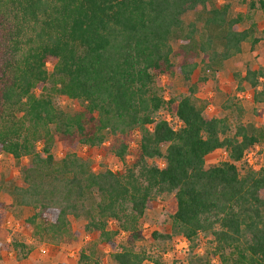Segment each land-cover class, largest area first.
<instances>
[{
	"label": "trees",
	"instance_id": "16d2710c",
	"mask_svg": "<svg viewBox=\"0 0 264 264\" xmlns=\"http://www.w3.org/2000/svg\"><path fill=\"white\" fill-rule=\"evenodd\" d=\"M192 11L195 19L186 21ZM247 17L220 0H0V152L30 157L10 194L15 205L34 209L25 221L33 234L58 241L71 235V216L84 218V229L110 246L116 264H143L148 255L133 248L141 219L156 194H167L171 233L154 236L186 237L187 264H264V167L239 164L264 139V127H232L226 117L207 115L195 95L243 42L258 41L255 22L241 28ZM166 74L191 81L189 94L167 99ZM262 79L264 67L239 79L256 102L264 100ZM55 94L79 108L62 109ZM224 106L242 111L231 100ZM162 109L181 126L174 128ZM137 129L135 157L122 172L96 170L77 152L110 142L106 147L125 161ZM218 149L228 159L207 165ZM155 158L164 165L151 163ZM121 232L132 244L118 243ZM201 233L212 252L197 251ZM2 246L20 259L32 250L17 240ZM75 264L101 262L95 249H83Z\"/></svg>",
	"mask_w": 264,
	"mask_h": 264
},
{
	"label": "rangeland",
	"instance_id": "374dc122",
	"mask_svg": "<svg viewBox=\"0 0 264 264\" xmlns=\"http://www.w3.org/2000/svg\"><path fill=\"white\" fill-rule=\"evenodd\" d=\"M251 1L256 2L255 7H250ZM220 2L229 3L232 13L249 14L246 21L241 24V28L249 27L251 23L255 22L257 24L255 37L258 41L254 45L251 41L243 42L242 51L226 61L217 77L200 85L195 95L207 104V115L226 117L232 127L238 123L264 127V100L256 102L253 99V91L249 83L239 82L240 77H244L248 69L264 67V9L260 7L258 0H220ZM193 19H195L193 11L185 15L186 21ZM178 43L174 44L176 49ZM48 69H52L51 63L48 64ZM199 71L198 69L194 72L192 82L198 81ZM162 81L163 94L167 99L189 94L191 81L186 82L179 74H166L162 77ZM263 81L264 79H262ZM263 86L264 84H261L259 89H263ZM40 92L41 90L38 89L37 93ZM55 100L66 111L76 110L80 106V102L77 100L59 94H55ZM229 100L240 105L242 111L240 112L236 106L226 108L224 104ZM160 114L174 128L177 129L181 126L182 122L172 112L162 109ZM150 127L153 128L152 125ZM140 134L138 129L133 132L125 161L120 160L106 147L110 145V142H105L104 146L99 147L79 145L77 152L83 157L90 158L96 170L109 168L122 172L135 157ZM41 147L42 143L39 142L38 148ZM252 150L253 160H256L255 167L251 166L244 158L242 162H239L242 169L246 167L245 165L255 169L264 167V139ZM53 153L58 158L63 155L62 143L59 142L54 146ZM226 159H228V152L225 149H218L207 155L206 163L211 165ZM29 161L30 157L28 156L16 159L11 154L0 152V185L2 186L0 193V242L2 245H6L17 240L32 247L27 256L20 259L14 249L2 246L0 248V264H57L60 262L75 264L83 249H95V257L101 264H116L112 258L110 246L101 242L95 233L87 232L84 229V224L87 222L84 218L77 219L71 216V235L58 241L39 237L33 234L31 227L26 226L25 221L33 215L34 209L15 205L10 189L13 185L22 184L20 169ZM150 162L158 163L160 166L164 165L163 158H155ZM171 197L167 194H156L141 219L142 237L133 243V248L148 255L143 264H187L189 242H186L182 235L169 239L154 236L155 232L164 235L171 233L172 220L169 211ZM109 227L117 229L118 224L112 220ZM127 237V233L121 232L118 236V243L127 246L132 244ZM199 242L200 245L197 248L199 253L213 251L206 234L199 235ZM213 262L218 263L217 259H213Z\"/></svg>",
	"mask_w": 264,
	"mask_h": 264
},
{
	"label": "built area",
	"instance_id": "2783aa9c",
	"mask_svg": "<svg viewBox=\"0 0 264 264\" xmlns=\"http://www.w3.org/2000/svg\"><path fill=\"white\" fill-rule=\"evenodd\" d=\"M252 156H253V150L251 149V150H249L248 152H246L244 158H246V160L248 161V163H249L251 166L255 167L256 160H253V157H252ZM183 238L185 239L186 242L188 241L186 237L183 236ZM187 246H188V244L186 243V247H187Z\"/></svg>",
	"mask_w": 264,
	"mask_h": 264
}]
</instances>
